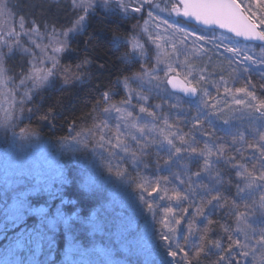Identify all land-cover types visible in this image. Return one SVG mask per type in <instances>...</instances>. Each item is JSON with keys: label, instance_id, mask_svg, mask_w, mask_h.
I'll list each match as a JSON object with an SVG mask.
<instances>
[{"label": "snow or ice", "instance_id": "snow-or-ice-1", "mask_svg": "<svg viewBox=\"0 0 264 264\" xmlns=\"http://www.w3.org/2000/svg\"><path fill=\"white\" fill-rule=\"evenodd\" d=\"M112 3L113 0H71V8L76 13L71 26L57 29L55 25H52L51 31H48V25L45 24V32L42 33L35 20L29 22L23 15L19 16V31H16L15 26L8 28L7 21L14 20L17 5L13 4L12 0H0V21L7 29V38L0 37L2 40L0 47L7 46L11 53L12 46L15 45L32 56V67L21 75L19 84L16 85L17 93L21 88L28 89L19 101L21 112L25 102L31 100L29 93L32 90L49 86L59 74V60L55 55L48 56L47 49L51 48L54 54L68 50L71 34L82 31L86 27L88 17L94 14L98 7L111 11ZM146 6L147 16L155 18L153 9H159L160 6L155 4L154 0H114V7L125 16L130 13H142ZM253 6L256 11L253 10ZM160 10L168 11L169 15L175 13L177 16L189 18L205 26L226 29L234 33L235 37H243L247 41L261 42L257 45L260 48L257 54L251 48L245 50L239 47L238 42L231 41L229 37L209 36L207 33L197 35L195 32H189L185 36V39L188 35H192L196 40L211 42L218 49L222 45L225 53L232 54L230 64L232 62L237 65L244 64L245 73H248L250 68H256L264 76V0H175L171 3L170 9L166 6ZM162 22L168 24L167 20ZM168 27L175 26L168 24ZM177 30L182 33L186 32L184 28ZM212 31L214 32L215 28ZM22 36L28 37L32 44L40 49L39 58L31 52V49L23 48ZM45 37L48 38L47 44L42 43ZM37 39L41 43H37ZM218 40L219 43H217ZM225 40H229L230 43H225ZM121 42V37L113 36L114 45ZM124 42L131 45L133 52L141 47L135 37ZM175 48L176 46L173 45L174 50ZM249 51H253V54L250 55ZM7 55L8 53L0 52V81L8 80L3 67ZM47 61L51 62V67H46ZM88 62L85 59L77 64L76 68L80 69ZM188 68L189 75H192L191 65ZM173 70L172 66L168 65L165 76L167 77L168 73ZM63 71L65 84L70 82V78L81 79L80 75L69 77L70 69L68 68ZM158 71L156 66L152 69L142 66V72L132 77H125L123 81H120L128 89V93L126 98L118 104L110 103L112 96L110 91L101 93L98 105H102L99 111L104 119L95 125V129L99 131V140H89V143L93 145V151L99 150L100 158L108 161L109 174L135 184L138 200L146 206L153 221L161 226L158 232L159 240L166 255L171 258L164 264H205V262L207 264H257L258 253L260 254L258 264H264V126L253 129L249 138H246L244 131L233 132L231 121L223 119L219 103L215 101L208 89H200L198 94L197 87L190 84L181 89L188 97L189 105L186 112L182 110L183 124L188 129L184 131L179 123H170L167 114L158 111L161 109L160 105H155L154 109L148 107V96L144 95L142 90L137 92L132 88V84L142 82L143 77H149V82L156 80ZM205 79L202 75L199 77L200 81ZM167 83L172 84L173 80L169 78ZM248 85L251 90L246 86L237 88L236 92L244 93L252 102H259L246 103L243 99L235 98L234 102L252 109L258 114L254 118L264 122V98L257 96V86L251 83V77L248 79ZM156 87L159 85L157 84ZM259 88L261 96H264V83L260 84ZM228 91L229 89L225 88V92ZM134 96L138 102L143 101L139 103V114L135 115L133 111L128 110V107H135L132 103ZM170 107L176 109L179 106L172 104ZM113 113L116 114V123L110 126L109 120L113 119ZM145 116L151 119H146ZM44 118L47 119V116ZM177 119L179 120V117ZM218 119L222 120L223 125L229 126L219 130L224 132L225 136L231 137L230 142L216 135V120ZM160 123H163V128L159 127ZM23 132L24 129H21V134ZM95 135L96 132L90 129L78 132L72 139L79 140L81 137L89 138ZM201 144L203 147L200 146ZM84 147L87 148L88 144ZM150 148L155 149V159L151 164L143 159L151 154ZM113 160L116 161L114 166L112 165ZM192 161L197 162L196 170H191L185 163ZM126 164H131L136 172L135 176L124 167ZM141 165L145 169H154L151 178L142 174ZM220 166L234 173V179L229 174L228 179L225 180V173ZM162 172L168 174L161 175ZM231 187L235 188V196L229 202L224 192ZM170 192L171 195H169ZM145 193L147 197L157 194L159 200L170 202V205L163 209L165 215L162 218H158L155 198L149 200L145 197ZM257 194L259 195L258 213L255 210ZM55 195L53 194L51 198L55 199ZM20 196L22 199L13 206L14 215L9 216V219L15 221L13 227L22 222L26 215L33 213L41 216V222L31 230L26 231L21 228L17 233L15 246L20 249H29L34 246L37 252L45 243L49 248L54 247V239L48 235L46 227L51 228L56 221H62L70 227L69 220L72 217H65L57 207L55 219H52L48 217L47 209L34 208L23 198L26 194L21 193ZM173 201L176 204L175 208L171 206ZM225 208L228 209V214L234 218L236 223L235 229L228 224L219 225L227 235L226 244L222 243L219 238L210 237V232L213 231L211 226L217 224L218 221L212 220L211 213L208 211ZM241 208L244 210L242 211ZM190 209L192 211L189 215ZM172 213L176 214L170 215ZM200 219L206 221L203 228L198 225ZM182 222L185 227L181 242L178 238V230ZM253 240L254 243H251Z\"/></svg>", "mask_w": 264, "mask_h": 264}, {"label": "trees", "instance_id": "trees-1", "mask_svg": "<svg viewBox=\"0 0 264 264\" xmlns=\"http://www.w3.org/2000/svg\"><path fill=\"white\" fill-rule=\"evenodd\" d=\"M170 1L154 0V3L159 4L160 8L162 6L165 8L166 6L170 7ZM12 3L17 5L14 19H19V16L23 15L29 22L35 20L40 30L45 29V24L48 25V29H51L52 25H55L57 29L67 28L76 18L70 0H12ZM143 12L140 14L130 13L125 16L118 11H104L97 8L96 12L88 17L86 27L82 31L71 34L68 50L61 52L58 58L59 74L49 86L36 89L31 94V100L25 102L22 112L20 104L18 105L15 120L9 126L10 131L5 135L0 134V149L9 143L12 133H20L21 129H24L25 134L37 135L57 153L61 172L60 183L55 191H51L44 197L51 205L59 206L65 217H72V219L69 220L70 227L62 223L55 235L54 247L49 248L47 244H44L35 264H59L65 248L64 237H71L73 242L86 250L103 248L119 264L120 262L122 264H164L165 261L171 259L166 255L159 240L158 232L161 226L153 221L146 206L138 200L135 184L130 183L127 179H118L114 174H109L107 171L108 161L101 159L99 150L94 152L92 143H89L90 139L99 140V131L95 129V125L104 119L99 111L102 105H98L101 93L110 91L112 94L110 103L118 104L127 96L120 81H123L125 77H132L134 74L142 72V66L147 69L156 66L159 69L156 73V80L149 82V77H143L142 82L146 86L140 88V91L142 90L143 94L148 96L147 106L154 109L155 105H160L161 109L158 111L167 114L170 123H179L184 131H188L183 124L182 114V110L186 112L189 108L188 98L171 91L167 83L169 78L172 79L175 76L171 77V74L165 76L164 70L162 71L163 67L154 56L152 45L145 43L147 54L146 58L142 59L133 55L128 43L124 42L132 37L140 36L139 31L145 20ZM145 12L147 13V6ZM64 15L69 16L70 19L64 18ZM171 22L177 29L184 28L186 30V32L180 33L181 39H184L181 41L182 46L187 48L184 52L178 49L182 58L187 57L186 52L190 50L187 45L188 39H185L189 32H195L197 35L207 33L209 36L229 37L231 41H237L238 46L245 50L251 48L257 54L260 51V48L257 47L260 42L244 44L233 37L216 30L213 32L212 29L190 23L181 17L177 21L171 17ZM114 35L122 38V42L118 45L113 44ZM187 37H192L191 39L197 46L196 48L194 45V49L198 50L194 58L187 57L189 62L186 65L194 66L195 79H198L191 85L197 87L198 94L200 89L207 88L215 101L219 103L223 119L231 121L232 131H244L246 138H249L252 130L264 126V122L254 118L258 114L254 113L252 109L245 105L235 104L234 98L243 99L246 103H258L259 101H250L249 97L244 93H237L236 89L248 86L251 90L248 85V79L251 77V83L257 86V96L264 98L261 96L259 88V85L264 83V76L256 68H250L249 72L245 73L244 64L237 65L235 62L230 64L232 54L225 53L222 45L218 49L211 42L196 40L192 35ZM228 41L225 43H230ZM253 51H249V54L252 55ZM30 59V54L18 49L9 53L3 64L7 77L13 82H17L21 75L28 71ZM85 59L89 61L88 64L77 69L76 65ZM65 68L70 69L69 77L80 75L81 79L70 78V82L65 84L63 71ZM201 75L206 78L204 81L199 80ZM221 77H223V81H221ZM157 84L159 87H156ZM225 88H228L229 91L225 92ZM132 103L135 105L134 108L125 107L133 111L134 115L139 114V103H143V101L138 102L134 96ZM172 104H177L179 107L173 109L170 107ZM45 116L47 119L44 118ZM112 116L113 119L109 120L110 126H114L116 123V114L113 113ZM145 118L151 119L146 116ZM159 127L163 128V123H160ZM216 127V135L230 142L231 137L225 136V133L219 130L229 126L223 125L222 120L218 119ZM90 129L96 132L94 137L72 139L78 132ZM85 144H88L87 148L84 147ZM200 146L203 147V144ZM149 152L151 154L143 159L146 163L151 164L155 159V149L150 148ZM185 163L191 170H196V161ZM115 164L116 161L113 160L112 165ZM124 167L133 176L136 175L131 164H126ZM177 167L179 168V165ZM220 167L225 173V180L228 179L229 174L234 179V173H230V170L223 166ZM140 171L147 178H151L154 174L153 168L145 169L142 165ZM167 174V172L161 173V175ZM204 179L207 183V178ZM23 192L22 188H7L0 180V222L6 218V208L10 200ZM53 194H56L55 199L51 198ZM224 195L230 202L235 196V188H227ZM145 197L149 200L155 198L158 218H162L165 215L163 209L168 207L170 202L159 200L157 194L147 197V193H145ZM255 199L257 200L255 210L258 213V194ZM171 206L176 207L174 201L171 202ZM46 207L47 213H50V206ZM241 210L244 209L241 208ZM191 211L190 209L189 215ZM208 211L211 213L210 218L218 221L217 224L211 226L213 231L210 232V237L219 238L222 243L226 244L227 235L219 225L228 224L235 229L234 218L228 214L227 208L209 209ZM74 213L75 216H73ZM174 214L176 213L170 215ZM31 219L33 216L27 215L16 228L30 226L29 220ZM34 223H32L33 226ZM198 225L203 228L206 221L200 219ZM184 227V222H182L178 230V238L181 242ZM165 231L167 230L165 229ZM13 232V230L8 231L0 238V251ZM240 238L242 239V236ZM259 257L258 253L257 264Z\"/></svg>", "mask_w": 264, "mask_h": 264}, {"label": "rangeland", "instance_id": "rangeland-1", "mask_svg": "<svg viewBox=\"0 0 264 264\" xmlns=\"http://www.w3.org/2000/svg\"><path fill=\"white\" fill-rule=\"evenodd\" d=\"M173 2H175V0H171L169 3L171 4ZM110 7L112 9L111 11L120 12L119 9L114 7V0ZM98 8L108 11L103 7ZM167 8L170 9L171 5ZM160 9H164V7L162 6L159 9H153V15L155 18H150L147 16L145 11L143 12L145 13V20L143 22L142 28L139 31L140 36L135 37L136 41L141 47H138L137 50L133 52L131 45H128L132 51V54L142 59H145L147 54L145 50V43L152 45L154 49V56L163 67L162 71L164 70L165 72L167 66L171 65L174 70L168 74H171V77H178L182 79L187 85H190L192 82L198 80L195 79L196 76L194 74V66L191 65L190 70L192 75H189V65H186V63L189 62L187 57L194 58V55L198 52V50L196 51L194 49V45L196 46V43L193 39H191L192 37H187V45L190 47L189 51L191 52H186L187 57L182 58L179 55L180 51L184 52V50L186 51L187 49L182 46L181 43V41L184 39H181V32L178 31L176 27L170 28L168 27V24L174 25L171 22V17L176 21L180 19V17L181 19L184 18L185 20L186 18L183 16H177L175 13L169 15L168 11H161ZM253 10L256 11L254 6ZM65 14L67 13L65 12ZM65 17L66 19H70V17L67 15H64V18ZM18 20L19 19H9L7 21V27L10 28L15 26L16 31H19ZM163 20H167L168 24L163 23ZM145 21H147V23H145ZM2 26L4 27V30ZM144 29H147V31H144ZM48 31H51V29H48ZM41 32H45V29H42ZM0 37L4 39L7 38V29L2 21H0ZM36 42L41 43L39 39H37ZM0 43H2V40H0ZM42 43L47 44L48 38L45 37ZM21 44L23 48L31 49V52L34 53L37 58L41 56L40 49L36 48L35 45L32 44V42L28 39V37L22 36ZM157 45H159V47H157ZM173 45L176 46L175 50L173 49ZM12 47L13 50L18 49L23 51L22 48H18L15 45ZM178 49L180 51H178ZM0 52L9 54V49L7 46H3L0 47ZM60 54L61 52L54 54L51 48L47 49L48 56L55 55L58 59ZM30 57V61H32V56L30 55ZM31 67L32 64L30 63L28 71ZM37 67H39V65H37ZM46 67H51L50 61L46 62ZM18 84L19 80L17 82H13L9 78L6 81H0L1 135H5L6 132L10 131L9 126L12 125L13 121L15 120V114L17 112L19 101L24 92L28 90L21 88L17 93L16 85ZM121 85L128 93V90L123 86L122 83ZM144 86L146 85L143 82L132 84V88L137 92H140V88ZM34 91L35 90H32L29 94L31 95ZM60 174L61 172L57 161V153L45 140L40 139L33 133H12L9 143L7 145H3L0 149L1 182L10 189H24L23 193L26 194V196L23 198L26 199L27 202H29L34 208L38 209L43 207L47 209L46 206H50L49 208H51V210L50 213H47V215L52 219H55L57 207L51 205V203L46 200L44 196L48 195L51 191L53 192L56 190L60 183ZM20 194L14 196L10 200L6 208V218L0 222V238L6 235L8 231H14L13 234L10 235V239L6 245L0 251V264H35L37 256L41 250L40 249L39 252H37L34 246L29 249H20L15 246L16 239L18 238L17 233H19L21 230L17 229L16 227H18L20 223L13 227L15 221L9 219V216L14 215L13 206L18 200L22 199ZM31 215L33 216V219L29 220L31 225L23 228L26 231L34 229L36 225L40 224L41 222V216L39 214L33 213ZM32 223H34V226ZM62 223V221H56L51 228L46 227L48 235H51L53 239H55V235L62 226ZM63 239L65 241V248L62 252V257L59 264H119L117 261L112 259L110 257V253H108L103 248L97 247L93 250H86L73 242L69 237H64ZM120 264L122 263L120 262Z\"/></svg>", "mask_w": 264, "mask_h": 264}, {"label": "water", "instance_id": "water-1", "mask_svg": "<svg viewBox=\"0 0 264 264\" xmlns=\"http://www.w3.org/2000/svg\"><path fill=\"white\" fill-rule=\"evenodd\" d=\"M186 20L189 21L190 23L196 24L198 26H202L204 28H209V29L215 28L216 31L221 32L223 34H226V35H228L230 37H233L234 39H236V40H238V41H240V42H242L244 44H258L259 43V41H247L243 37H235V34L234 33H230L226 29H219L216 26H211V27L205 26V25L199 24L198 22H196L194 20H190L189 18H186ZM172 80H173V83L172 84H169L168 83V86H169L170 90L173 91V92H176V93H178L180 95H183V96L187 97L181 91V89H183L185 87H188L189 85H187L182 79H180L178 77L172 78Z\"/></svg>", "mask_w": 264, "mask_h": 264}]
</instances>
